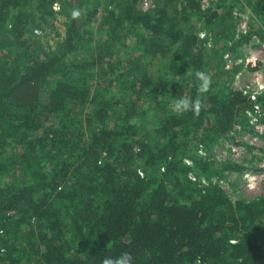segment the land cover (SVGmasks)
Instances as JSON below:
<instances>
[{"label":"trees","instance_id":"obj_1","mask_svg":"<svg viewBox=\"0 0 264 264\" xmlns=\"http://www.w3.org/2000/svg\"><path fill=\"white\" fill-rule=\"evenodd\" d=\"M186 1L142 12L131 0H37L38 18L33 0H0V264L123 252L134 264H264V196L234 201L220 185L249 170L200 154L235 143L238 126L253 133L254 104L215 82L190 21L217 52L264 43V0ZM244 4L255 22L235 40ZM58 14L66 32L52 49L35 31ZM181 98L199 109L177 112Z\"/></svg>","mask_w":264,"mask_h":264},{"label":"rangeland","instance_id":"obj_2","mask_svg":"<svg viewBox=\"0 0 264 264\" xmlns=\"http://www.w3.org/2000/svg\"><path fill=\"white\" fill-rule=\"evenodd\" d=\"M101 1L105 2V0ZM131 1H133V3L135 4V8L138 11L142 12L152 11L159 4V0ZM212 2V0H201L200 7L202 9H207L212 4ZM32 4L34 8L31 9L35 10V14L37 15V17L39 18L43 16V12L36 8L38 7V4H41V2L38 3L37 0H33ZM186 4V0H177V6H179V8L186 7ZM53 10L59 13V2H56L53 5ZM235 12V17L237 18V36L235 40H238V34H241L240 32H238V24L242 21V17L243 21H248V30L249 26H251V24L255 22V20L254 15L252 16L250 9L245 8L241 10L237 8ZM237 14L239 15V17H237ZM199 19V17L193 16L190 21L195 25L194 28L198 29L197 31L203 33L204 31H202V23ZM51 21L53 22L54 28L45 27L44 29H37L40 34L36 35H38V37L42 40L44 46L49 48L52 47V49H55L58 43L62 42L65 37L66 19L58 14ZM211 35H208L209 38L212 37ZM204 42V48L206 49L207 54V62L210 64V73L214 75L215 82L221 88L229 87L233 90L240 91L244 85L251 83L254 78L253 76L257 72H261L264 75V43L257 37L254 36L246 44H243L242 46L239 45L236 50L232 51L233 57L228 60L225 59V55L228 53V51L225 52L224 50H222L217 52L215 49L216 47L213 46L212 40L208 42L204 40ZM232 45H235L234 41L231 42L230 46ZM255 58L259 59V63L258 67L254 70L251 68V65L246 66V60L254 61ZM241 60L242 63H239ZM260 122L264 124L263 116ZM240 128V131L235 129V143L224 142L219 139L217 142H215L212 150H210L211 152L209 153L208 150L206 152L207 158H212L216 161L231 160L249 170L243 174H228L226 179L221 183L222 189L227 194H229L234 201H237L240 198L253 200L255 198L264 196V182H257V184L250 189L248 188L247 182L244 181V176L247 172H253L256 174L259 173V166L264 162V136H259L255 127H253V133L250 132L249 129L245 130L244 127ZM232 147L240 149V155H234L232 152Z\"/></svg>","mask_w":264,"mask_h":264},{"label":"built area","instance_id":"obj_3","mask_svg":"<svg viewBox=\"0 0 264 264\" xmlns=\"http://www.w3.org/2000/svg\"><path fill=\"white\" fill-rule=\"evenodd\" d=\"M212 1H216V0H212ZM237 17H239L238 14H237ZM241 20L242 21L238 24V32H240L241 34H238V37L242 34L246 35L249 32L248 21L247 20L243 21V17ZM35 32H36V34H40L39 31H35ZM200 38L202 40H206L207 42L211 40V38H209V36L206 32L201 33ZM232 57H233L232 52H228L225 55V59H227V60L231 59ZM258 61H259L258 58H255L254 61L246 60V66L251 65V68L255 70L258 67V63H259ZM239 63H242V60ZM253 77L254 78L251 81V83L244 85L243 88L240 90V92H242L244 94V96H247L248 99L254 104L253 110L248 111L247 116L250 119V124L256 128L258 135L264 136V124H262L260 122V120L263 116L262 115L263 111H262V107L259 103L260 97L264 95V75L261 72H257ZM236 129L239 131L241 130V128L239 126L236 127ZM232 152L234 155H240V153H241L240 149H238V148H233ZM200 154L206 156V153L203 149L200 150ZM185 162L188 165H192V162L189 160H186ZM244 177H245L244 181L247 182L248 188H250V189L253 188L257 184V182H264V162L262 165L259 166V173L256 174L253 172H247ZM190 178L194 182L197 181V178L193 174H190ZM202 182L204 184H206V180H203ZM221 183H222V181H220V185H221Z\"/></svg>","mask_w":264,"mask_h":264},{"label":"clouds","instance_id":"obj_4","mask_svg":"<svg viewBox=\"0 0 264 264\" xmlns=\"http://www.w3.org/2000/svg\"><path fill=\"white\" fill-rule=\"evenodd\" d=\"M74 16H78V12L73 13ZM195 76L198 80L197 91L200 94L207 93L211 84V77L203 71H197ZM200 107L199 100H190L189 98H181L175 104V110L177 112L183 111H196ZM102 264H134V258L130 252H123L117 257H106L103 259Z\"/></svg>","mask_w":264,"mask_h":264}]
</instances>
